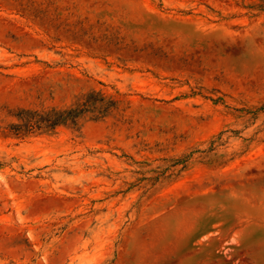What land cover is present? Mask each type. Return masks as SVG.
Returning <instances> with one entry per match:
<instances>
[{
  "label": "rangeland",
  "instance_id": "obj_1",
  "mask_svg": "<svg viewBox=\"0 0 264 264\" xmlns=\"http://www.w3.org/2000/svg\"><path fill=\"white\" fill-rule=\"evenodd\" d=\"M0 264H264V0H0Z\"/></svg>",
  "mask_w": 264,
  "mask_h": 264
},
{
  "label": "trees",
  "instance_id": "obj_2",
  "mask_svg": "<svg viewBox=\"0 0 264 264\" xmlns=\"http://www.w3.org/2000/svg\"><path fill=\"white\" fill-rule=\"evenodd\" d=\"M51 113L55 114L56 117L55 118H51V117H46L45 119H43L44 121H46L49 125L56 123L59 120H62L61 118H69L71 119L72 117L75 116L76 110L74 109H63L60 111H56V110H51ZM30 113V111H29ZM39 114L38 111H33L32 114L26 115L25 119L27 121L28 124V128L34 127V126H38L40 122H42V119L36 118V116ZM72 120V119H71ZM15 132H18L21 129V126H17L14 128Z\"/></svg>",
  "mask_w": 264,
  "mask_h": 264
}]
</instances>
